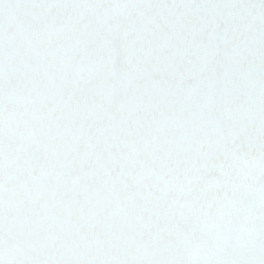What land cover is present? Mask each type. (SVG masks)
Wrapping results in <instances>:
<instances>
[{
  "label": "snow or ice",
  "instance_id": "snow-or-ice-1",
  "mask_svg": "<svg viewBox=\"0 0 264 264\" xmlns=\"http://www.w3.org/2000/svg\"><path fill=\"white\" fill-rule=\"evenodd\" d=\"M0 264H264V0H0Z\"/></svg>",
  "mask_w": 264,
  "mask_h": 264
}]
</instances>
